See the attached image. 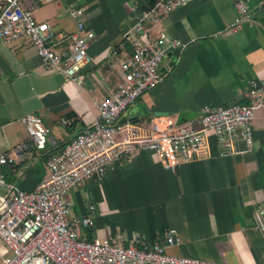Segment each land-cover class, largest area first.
I'll return each instance as SVG.
<instances>
[{"label":"crops","instance_id":"obj_1","mask_svg":"<svg viewBox=\"0 0 264 264\" xmlns=\"http://www.w3.org/2000/svg\"><path fill=\"white\" fill-rule=\"evenodd\" d=\"M136 1H36L32 14L53 27L58 49L69 47L76 31L70 8L83 9L81 20L95 36L88 46L92 60L78 81L42 64L29 38L7 44L0 38V153L12 154L26 139L21 121L26 114L41 115L50 130L45 151L33 150L1 167L6 182L33 190L46 174L48 152L97 118V100L108 95L119 60L130 54L122 34L136 14ZM249 6L250 22L232 33L227 27L236 16L233 0H189L148 26L150 39L161 30L168 41L176 38L185 46L163 58L162 81L128 107L122 120L148 125L157 116L177 125L197 120L206 105L245 103L252 82L264 85V0H249ZM70 113L74 124L65 118ZM252 138L251 151L222 156L209 134L210 156L173 170L154 152L135 151L101 178L73 187L66 195L70 215L93 217L92 228L81 227L87 239L108 233L124 244L134 235L140 242H161L162 232L174 228L180 241L167 248L170 254L264 264V241L254 228L257 207L264 205V110L254 112ZM236 146L245 148L243 142ZM9 254L0 240V264Z\"/></svg>","mask_w":264,"mask_h":264},{"label":"built area","instance_id":"obj_2","mask_svg":"<svg viewBox=\"0 0 264 264\" xmlns=\"http://www.w3.org/2000/svg\"><path fill=\"white\" fill-rule=\"evenodd\" d=\"M36 1L0 0V38L6 44L21 36L29 38L42 64L78 81L79 71L92 60L88 46L95 36L81 20L83 9L70 8L76 31L69 47L58 49L53 27L32 14ZM138 1L136 14L122 34L130 54L119 60L117 81L108 95L97 100V118L47 157L46 174L33 190L6 182L1 167L26 159L33 150L46 149L50 130L41 115L22 116L26 139L14 147L12 154L0 153V188L5 191L0 193V240L10 252L1 264H242L168 253L167 248L180 241L174 228L162 232L161 242H140L134 235L124 244L119 236L114 238L108 233L87 239L81 227L92 228L93 217L70 215L71 203L66 195L73 187L101 178L135 151L154 152L164 168L173 170L180 164L208 158L209 134L223 148L222 156L251 151L253 147L254 112L264 110V85L258 82L248 86L245 103L206 105L195 121L175 125L151 116L149 124L144 125L122 120L128 107L162 81L159 65L163 58L185 46L176 38L168 41L161 30L150 39L146 28L156 26L189 0H157L150 8L142 9ZM233 5L236 16L227 27L230 33L251 20L249 0H233ZM118 134L120 139H116ZM238 142H243L244 150L237 148ZM254 228L264 241V205L257 207Z\"/></svg>","mask_w":264,"mask_h":264},{"label":"trees","instance_id":"obj_3","mask_svg":"<svg viewBox=\"0 0 264 264\" xmlns=\"http://www.w3.org/2000/svg\"><path fill=\"white\" fill-rule=\"evenodd\" d=\"M156 1L157 0H139L138 1V3H137V6H138V8L139 9H142V8H150L151 6H153L155 3H156ZM114 83H116V80H114ZM75 115L74 114H67L66 116H65V118L66 119H72V124H74V122H75ZM75 119V120H74ZM71 124V125H72ZM66 143V142H65ZM64 143V144H65ZM63 144V145H64ZM49 145V144H48ZM47 145V146H48ZM63 145H61L60 147H55L54 149H52V150H50L49 152H48V156L50 155V154H52V153H57L60 149H61V147L63 146ZM47 148V147H46ZM44 151H45V149H44ZM47 156V157H48ZM91 239V238H90Z\"/></svg>","mask_w":264,"mask_h":264},{"label":"rangeland","instance_id":"obj_4","mask_svg":"<svg viewBox=\"0 0 264 264\" xmlns=\"http://www.w3.org/2000/svg\"><path fill=\"white\" fill-rule=\"evenodd\" d=\"M0 192L1 193H5V191L2 189V188H0ZM71 213V212H70Z\"/></svg>","mask_w":264,"mask_h":264}]
</instances>
